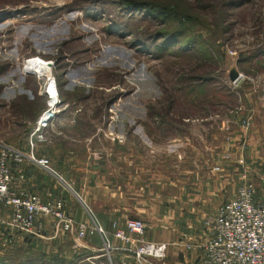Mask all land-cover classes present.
Here are the masks:
<instances>
[{"label":"rangeland","instance_id":"374dc122","mask_svg":"<svg viewBox=\"0 0 264 264\" xmlns=\"http://www.w3.org/2000/svg\"><path fill=\"white\" fill-rule=\"evenodd\" d=\"M34 59L54 68L62 106L54 122H112L109 137L124 143L113 160L89 162L104 173L90 182L102 185L101 203L88 209L66 192L72 216L96 222L113 190L125 203L119 215L141 220V201L159 206L171 195L159 187L190 183L197 158L216 162V180L220 162L238 168L226 183L232 194L246 174L264 198V0H0V147L32 151L55 171L67 165L73 176L64 178L80 194L90 178L78 170L88 162L54 156L53 130L31 145L48 107L41 69L27 68ZM202 121L212 128L193 125ZM21 174L16 183L24 179L29 194L36 179L65 186L28 162ZM52 235L50 220L41 238L0 226V264H90L64 234ZM91 262L110 264L108 256Z\"/></svg>","mask_w":264,"mask_h":264},{"label":"crops","instance_id":"0c3cea01","mask_svg":"<svg viewBox=\"0 0 264 264\" xmlns=\"http://www.w3.org/2000/svg\"><path fill=\"white\" fill-rule=\"evenodd\" d=\"M114 125L115 124L112 122L85 123L71 121L52 123L48 130H53L54 156L60 155L59 157H62V160L65 162H88L84 164L80 163V169L78 171L81 173V176L90 179H87V182L82 185L80 188L81 193L79 194L64 178L66 176H73L72 170L69 169L67 165L62 169L56 167V171L54 169L52 170L54 172L53 174L60 178L65 186L59 184V186H53V190H51L50 184L36 179L34 188L31 189L32 193L40 195L45 202L63 200L66 207L68 204L66 192L69 194L70 191L85 201L84 204H86L88 209H91L89 204L96 205L101 203V196L103 195L102 185H98L95 180L94 182L97 184H95V186H90V182L91 178H97L101 175L104 176V173L101 169L98 172L95 167H89V162L113 160L114 157L119 156L120 144L124 143L118 140V136H115V138L109 137V130H113L115 128ZM193 125L197 126L196 128H212V123L207 121H202V123L193 122ZM35 128L36 126L33 128V132ZM76 129H90L92 131H78V133L81 134V136H79L77 132L73 131ZM204 133H207V131H204ZM193 135L198 139L201 137L200 133ZM211 137L212 136L209 138ZM58 140L62 141V143H57ZM130 152L132 154L134 148H131V150L128 148V155H130ZM215 164L216 162L214 161H206L197 158L194 162L195 166H192L190 175L188 176V178L191 179L190 183H179V180L177 181L178 183H175L170 180L168 184L159 187L161 192L171 194L170 196L161 197L162 200L159 206L150 207L144 200L141 201L140 208L136 213L146 224V239L150 242L165 243L168 245L167 257L164 260H151L147 264H201L203 259L202 245L213 234V227L210 222L215 216L218 208L236 195L240 185L239 183L234 194L226 188V183H229V179H232V173L238 171V168L236 170L231 169L232 172L229 173V169H224L227 165L226 162L223 161L220 162L219 166L223 168L221 169L223 172L219 177L220 179H214L212 170L216 171L214 168ZM69 166L71 167L72 163H70ZM183 173L184 175H181V177H186L185 174H189ZM15 174L18 175L17 169L15 170ZM24 177L27 179L28 176L25 174ZM22 180V185H17L16 183V186L24 189V182ZM186 180L188 179H185V181ZM132 187L133 192H136L135 186ZM141 190H143V188H141ZM110 192L111 198H108V200L105 198L107 200L105 207L106 209L108 208L107 210L109 213L105 214L103 212L105 207L100 206L102 212L96 213L95 219L100 226H104L103 228L110 233L109 237L113 246L124 247V244L114 236L112 224L118 222L122 226L127 221L124 216L119 215V209L121 208L120 203L122 208H124L125 203L120 201L119 191H117V196L113 190ZM216 199L218 200L217 203H215ZM86 214V212L85 215H83V212H80L73 217L78 221L88 223L86 220L88 215L85 217ZM46 222L47 221H45V224ZM85 244L89 249L74 250L75 253L79 252L80 255H85V262L88 263L92 259L96 261L100 257L101 259L105 257L102 256V252L99 251L100 246H102V240L98 234L89 235ZM189 245L192 246L191 249L187 248ZM109 263L139 264L132 256H129L124 251L112 252Z\"/></svg>","mask_w":264,"mask_h":264},{"label":"built area","instance_id":"2783aa9c","mask_svg":"<svg viewBox=\"0 0 264 264\" xmlns=\"http://www.w3.org/2000/svg\"><path fill=\"white\" fill-rule=\"evenodd\" d=\"M46 81L43 93L48 107L36 124L31 145L33 138L36 142H46L47 129L62 108L59 93L51 90L53 80ZM243 126L248 127L249 121L243 122ZM25 162L54 173L49 161L36 157L32 151L25 154L11 146L0 147V209L8 212L6 217L0 214L1 227L41 238L45 221L50 220L52 239L64 234L74 250L89 249L85 244L87 237L98 234L102 240L99 251L109 259L115 251L126 252L139 264L162 261L167 257V244L146 239L147 228L143 220L129 219L122 226L114 222L113 234L124 244V247H115L111 244L109 232L97 222L76 220L63 200L45 202L40 196L18 188L17 177L23 178L20 168ZM16 169L19 171L17 176ZM210 224L213 234L202 245L201 264H264V198H259L257 183L246 174L242 176L236 195L218 208ZM90 264L103 263L90 261Z\"/></svg>","mask_w":264,"mask_h":264},{"label":"bare ground","instance_id":"6f19581e","mask_svg":"<svg viewBox=\"0 0 264 264\" xmlns=\"http://www.w3.org/2000/svg\"><path fill=\"white\" fill-rule=\"evenodd\" d=\"M27 68L31 71H40L41 75L44 76L45 79H51L53 80V85L51 90L52 91H57V86L55 83V74H54V68L51 62L47 63L45 61L42 60H38V59H34L33 61H30L27 64Z\"/></svg>","mask_w":264,"mask_h":264}]
</instances>
